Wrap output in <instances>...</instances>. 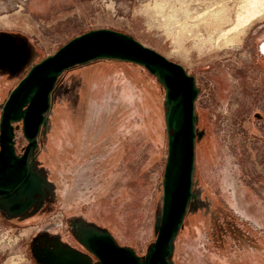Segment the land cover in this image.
Returning <instances> with one entry per match:
<instances>
[{"label":"rangeland","instance_id":"1","mask_svg":"<svg viewBox=\"0 0 264 264\" xmlns=\"http://www.w3.org/2000/svg\"><path fill=\"white\" fill-rule=\"evenodd\" d=\"M153 1L0 0V113L30 66L73 36L102 27L133 35L181 63L198 89L195 196L170 261L264 264V0L251 19L248 0H181L198 12L227 3L250 20L219 43L204 39V25L192 32L167 22ZM164 93L156 75L126 60L61 73L30 156L42 194L22 212L0 197V264H100L80 240L89 228L144 258L161 209ZM13 124L20 153L27 140L21 120Z\"/></svg>","mask_w":264,"mask_h":264},{"label":"water","instance_id":"2","mask_svg":"<svg viewBox=\"0 0 264 264\" xmlns=\"http://www.w3.org/2000/svg\"><path fill=\"white\" fill-rule=\"evenodd\" d=\"M98 58L139 63L163 84L167 153L156 236L144 258L133 248L120 245L106 230L86 229L80 240L100 264H173L170 256L174 239L195 196L198 89L194 76L181 63L127 32L102 27L75 35L33 63L9 91L0 113V197L7 200L8 211L22 212L35 194H42V180L32 170L30 156L50 108L51 93L63 71ZM18 120L27 140L20 153L14 145L13 123Z\"/></svg>","mask_w":264,"mask_h":264},{"label":"bare ground","instance_id":"3","mask_svg":"<svg viewBox=\"0 0 264 264\" xmlns=\"http://www.w3.org/2000/svg\"><path fill=\"white\" fill-rule=\"evenodd\" d=\"M247 5H249L247 8L249 19L261 12L258 0H248ZM151 7L154 11L164 15L167 22L177 21L181 30L196 32L200 29V25H204L207 29V37L204 39H207L209 42L215 41L219 43L225 42L228 39L231 40V38L233 39L234 36L233 34L231 35V32H242L246 26V21H250L248 18H246L245 22L243 23V16L241 15L242 11L238 12V9L234 10L231 6H228L227 3H222L221 5H218L216 8L207 12H198L194 10V5H190V3H186L181 0L178 7L173 6L168 10H166L160 0H154L151 4ZM239 24L241 26H239ZM231 29L232 31H230ZM228 30L230 32H228ZM220 36L222 37L220 38ZM262 50L264 51V42L262 44Z\"/></svg>","mask_w":264,"mask_h":264}]
</instances>
